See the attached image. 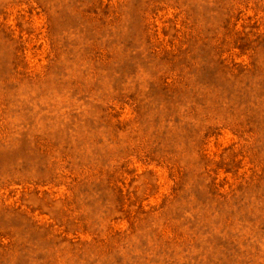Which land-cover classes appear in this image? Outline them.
Returning a JSON list of instances; mask_svg holds the SVG:
<instances>
[{
	"label": "rangeland",
	"instance_id": "374dc122",
	"mask_svg": "<svg viewBox=\"0 0 264 264\" xmlns=\"http://www.w3.org/2000/svg\"><path fill=\"white\" fill-rule=\"evenodd\" d=\"M0 264H264V0H0Z\"/></svg>",
	"mask_w": 264,
	"mask_h": 264
}]
</instances>
